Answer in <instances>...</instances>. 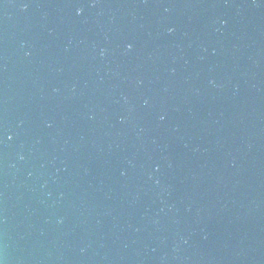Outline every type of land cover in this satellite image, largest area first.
I'll list each match as a JSON object with an SVG mask.
<instances>
[{
	"label": "water",
	"instance_id": "water-1",
	"mask_svg": "<svg viewBox=\"0 0 264 264\" xmlns=\"http://www.w3.org/2000/svg\"><path fill=\"white\" fill-rule=\"evenodd\" d=\"M0 262L264 264V0H0Z\"/></svg>",
	"mask_w": 264,
	"mask_h": 264
},
{
	"label": "clouds",
	"instance_id": "clouds-1",
	"mask_svg": "<svg viewBox=\"0 0 264 264\" xmlns=\"http://www.w3.org/2000/svg\"><path fill=\"white\" fill-rule=\"evenodd\" d=\"M130 47V46H129ZM9 139H11V137H9ZM0 264H2V262H0Z\"/></svg>",
	"mask_w": 264,
	"mask_h": 264
}]
</instances>
